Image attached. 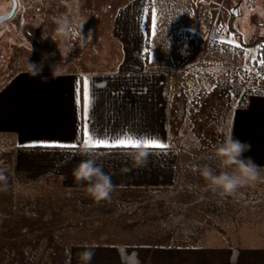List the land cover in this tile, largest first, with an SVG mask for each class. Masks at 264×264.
<instances>
[{"label": "rangeland", "instance_id": "obj_1", "mask_svg": "<svg viewBox=\"0 0 264 264\" xmlns=\"http://www.w3.org/2000/svg\"><path fill=\"white\" fill-rule=\"evenodd\" d=\"M237 1L235 24L251 42L262 33L264 0H148L145 55L156 59L173 82L172 93L167 86L174 106L169 122L182 159L175 189L155 194L114 190L110 201L96 203L86 190L64 188L56 179L15 181L12 138L0 132V169L7 177L6 186L0 182V224L7 218L30 220V228L15 233L26 240L11 246L10 264H64L69 244L118 239L132 225L145 223L159 234L169 233L172 225L188 243L196 237L213 243L222 236L230 248L264 246V169L259 180L232 194L210 187L194 171L205 165L222 170L214 150L228 136L233 111L244 107L250 94L264 95L258 55L263 39L248 45L230 32L229 9ZM126 2L18 0L13 17L0 24V88L18 71H27L28 61L41 69L117 68L123 45L111 27ZM9 6L0 2L2 12ZM59 20L73 26L67 37L57 30ZM224 43L242 51L225 50Z\"/></svg>", "mask_w": 264, "mask_h": 264}, {"label": "crops", "instance_id": "obj_2", "mask_svg": "<svg viewBox=\"0 0 264 264\" xmlns=\"http://www.w3.org/2000/svg\"><path fill=\"white\" fill-rule=\"evenodd\" d=\"M144 9H148V0H128L113 17L112 34L123 45L117 68H40L38 76L22 70L0 88V132L12 138L11 174L15 181L52 178L64 188L86 190V185L77 184L72 176L73 168L88 158L81 154L80 140L90 133L111 140L129 132L159 138L168 147L90 149L111 176L115 190L155 194L176 188L182 159L169 122L174 106L167 86L172 93L173 82L167 81L156 59L145 55ZM45 78L47 83L43 82ZM85 87L92 97L86 118L82 112ZM245 101L244 107L233 111L228 135L251 144V151L244 155L251 157L261 171L264 95L250 94ZM49 144L77 147L43 146ZM141 149L149 153L146 163L134 167L131 155ZM122 235L118 239L106 237L108 241L98 238L71 243L64 264H81L79 254L85 246L95 252L91 264H264V246L230 248L222 242V236L214 238L213 243L196 241L197 237L188 243L172 225L169 233L163 234L148 223L132 225Z\"/></svg>", "mask_w": 264, "mask_h": 264}, {"label": "clouds", "instance_id": "obj_3", "mask_svg": "<svg viewBox=\"0 0 264 264\" xmlns=\"http://www.w3.org/2000/svg\"><path fill=\"white\" fill-rule=\"evenodd\" d=\"M86 22V21H85ZM83 22V23H85ZM83 23L79 28L82 33ZM58 32L67 37L72 31L68 21L59 22ZM171 45H169V51ZM182 54V52H181ZM40 65L28 61V72L31 76H38ZM39 69V70H38ZM43 82L47 83L45 78ZM251 144L247 141H241L232 135L226 136L214 150L215 157L219 160L217 172L212 167L205 165L194 171H198L201 178L212 188L225 194H232L245 185L255 183L261 178L258 166L251 157L244 154L251 151ZM81 154L87 156L82 159L72 170V176L77 184L86 185L87 195L96 203L107 202L111 200V195L115 190V185L109 174L105 173L103 168L92 156L91 150L87 147L81 149ZM134 167H142L146 163L147 153L144 150L135 151L131 155ZM227 169V170H224ZM7 177L4 171L0 169V182H5ZM95 252L91 246H85V250L79 254L81 264H91Z\"/></svg>", "mask_w": 264, "mask_h": 264}, {"label": "snow or ice", "instance_id": "obj_4", "mask_svg": "<svg viewBox=\"0 0 264 264\" xmlns=\"http://www.w3.org/2000/svg\"><path fill=\"white\" fill-rule=\"evenodd\" d=\"M145 14L147 15L148 9H144ZM151 23L153 32L152 35H155V27H156V15L155 12L152 13ZM264 64V61L261 62ZM83 107L82 112L83 116L86 118L89 113V109L92 105V97L89 95L87 88L85 87L83 94ZM45 147H59V148H75L76 144L65 145V144H49L43 145ZM81 147H87L89 149L94 148H120V149H164L167 148V143H163L159 138L150 137L147 134L141 136L140 134H131L129 132H121L118 135L109 140L108 137L100 138L96 133H90L86 139L80 140ZM149 154L148 152H146ZM155 154V153H151Z\"/></svg>", "mask_w": 264, "mask_h": 264}, {"label": "trees", "instance_id": "obj_5", "mask_svg": "<svg viewBox=\"0 0 264 264\" xmlns=\"http://www.w3.org/2000/svg\"><path fill=\"white\" fill-rule=\"evenodd\" d=\"M145 28H146V24H145ZM246 39L248 40L249 38ZM220 45L222 46V44ZM222 48L230 51L232 50L242 51L241 50L242 48L233 46L229 43L223 45ZM259 48H260L258 51L259 58L262 61H264V46H260ZM121 52L122 51L120 50V55ZM20 220L22 221V223ZM28 227L30 228V220L25 221L22 217L19 220H13V221L12 218H7L0 224V264L3 261L4 264H10V262L13 261L12 257L14 256L11 255L13 253H9V250L12 248L11 246H13L16 242H17L16 244L19 245L20 240L23 242H25L26 240L24 237H22V239H16L15 233L18 230H22L23 228L28 229Z\"/></svg>", "mask_w": 264, "mask_h": 264}, {"label": "flooded vegetation", "instance_id": "obj_6", "mask_svg": "<svg viewBox=\"0 0 264 264\" xmlns=\"http://www.w3.org/2000/svg\"><path fill=\"white\" fill-rule=\"evenodd\" d=\"M0 2H7V3H9L10 4V6H9V9H10V7H11V4H12V0H0ZM210 3L212 2V1H209ZM16 3H17V6H16V9H15V11H14V14H15V12H16V10H17V7H18V0H16ZM237 3H238V1L236 2V5L235 6H233V7H236V14H234V16H233V20H232V13H231V9L233 8V7H231L230 9H229V11H230V13H231V34H233V36H235L236 34L237 35H239L240 36V40H241V42L242 43H244V44H257L259 41H261V38L263 39V41H264V24H260L261 26H262V33L261 34H258V35H254V37H253V39H252V41L251 42H249V41H247L246 40V38H249V37H246L245 36V34H244V32L239 28V27H237V25L235 24V17H237V11H238V6H237ZM51 5L54 7V10H55V5L53 4V1H52V3H51ZM92 5V4H91ZM53 7H51V8H53ZM8 9V10H9ZM89 10H90V8H88ZM7 10V11H8ZM7 11H5V12H7ZM5 12H2V10H0V14H3V13H5ZM60 12V10L57 12V13H59ZM13 14V15H14ZM13 15H12V17H13ZM11 17V18H12ZM11 18H9V19H11ZM8 19V20H9ZM8 20H6V21H8ZM6 21H3V22H0V24H3L4 22H6ZM59 22H63V20H59ZM59 22H56V25H57V30H58V27L60 26L59 25ZM71 27H73V26H71ZM73 29V28H72ZM73 38H75L74 36H71V37H69L68 38V43L71 45L73 42H72V39Z\"/></svg>", "mask_w": 264, "mask_h": 264}, {"label": "water", "instance_id": "obj_7", "mask_svg": "<svg viewBox=\"0 0 264 264\" xmlns=\"http://www.w3.org/2000/svg\"><path fill=\"white\" fill-rule=\"evenodd\" d=\"M16 6H17L16 0H12V4H11L10 9L5 13L0 14V22L6 21L9 18H11L12 15L14 14ZM230 11L232 13V20H233V16H234V14H236V7H233Z\"/></svg>", "mask_w": 264, "mask_h": 264}]
</instances>
